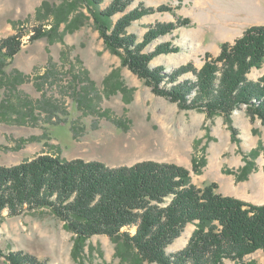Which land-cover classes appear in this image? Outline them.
Returning <instances> with one entry per match:
<instances>
[{
    "label": "rangeland",
    "instance_id": "rangeland-1",
    "mask_svg": "<svg viewBox=\"0 0 264 264\" xmlns=\"http://www.w3.org/2000/svg\"><path fill=\"white\" fill-rule=\"evenodd\" d=\"M112 1L103 0L98 8L105 10ZM199 2L133 0L123 12L112 16L116 23L138 7L153 8L126 29L139 39L155 25L175 28L144 48V52H151L161 44L171 43L173 51L159 53L149 63L167 77L189 67L174 82L166 77L161 87L185 80L195 82L207 60L221 53L214 55L196 47L199 36L195 33L209 27V21L204 19L209 15ZM84 3L0 0V40L18 34L23 41L21 50L5 68L7 75L2 76L0 101L11 96L5 83L15 68L26 74L28 80L14 91L12 101L17 102V95L34 103L44 100L40 106L44 110L37 108L34 112L38 120L30 119L25 124L0 121V165H15L45 153L65 159L99 160L112 167L154 160L187 168L192 182L200 187L214 183L213 179L207 184L200 181L214 169L236 177L238 182L259 169V156L264 150L256 159L251 156L259 145L264 146V122L252 116L246 104L232 110L230 117L224 113L209 116L198 108L183 109L177 101L157 94L123 64L120 55L107 47ZM161 7L170 10L162 11ZM184 19L192 23L176 28V23H183ZM193 20L197 24L201 20V28ZM40 27L47 34L32 40L31 35ZM225 42L235 41L222 42L221 51ZM261 67H253L247 79L258 81L264 75V66ZM195 95L196 89L188 94L189 101ZM17 116L13 113V117ZM47 117H53L52 121L48 122ZM72 123L76 126L75 134ZM248 160L255 163V168L247 178L240 179L238 175L243 174ZM196 228V222H189L166 248L167 253L184 250ZM135 230L130 229L132 233ZM76 238V233L49 208L27 209L13 216L5 210L0 215V264H10L5 257L8 252L30 255L45 264H139L126 244H119L106 234L89 237L75 255ZM223 264H264V250H255L240 260L228 258Z\"/></svg>",
    "mask_w": 264,
    "mask_h": 264
},
{
    "label": "trees",
    "instance_id": "trees-1",
    "mask_svg": "<svg viewBox=\"0 0 264 264\" xmlns=\"http://www.w3.org/2000/svg\"><path fill=\"white\" fill-rule=\"evenodd\" d=\"M83 1L107 47L157 94L177 101L183 109L198 108L209 116L224 113L230 117L232 110L246 104L248 112L264 122V75L256 82L247 79L253 67L260 68L264 63V25L248 28L234 43H223L220 55L207 60L195 82L185 80L166 88L160 85L166 74L149 63L157 54L173 51L171 43L151 52H144V48L175 28L155 25L139 39L126 29L153 8L138 7L113 23L112 16L123 12L133 0H113L105 10L98 8L103 0ZM191 23L184 19L176 23V28ZM45 31L36 28L32 40L45 36ZM22 44V35L18 34L0 40V84H4L5 68ZM188 68L167 78L174 82ZM7 80L11 96L0 101V121L25 124L30 119L38 120L34 112L44 108L40 107L44 100L34 103L17 95V102L12 101V94L28 76L15 68ZM194 89L196 95L189 101L188 94ZM13 113L18 116L13 117ZM52 118L47 117L48 122ZM71 128L75 134V123ZM263 150L264 146L259 145L251 157L256 159ZM194 168L199 170L196 163ZM254 168L255 163L248 160L238 178H247ZM217 187L215 182L197 186L190 170L173 163L145 160L112 167L99 160L65 159L45 153L15 165H0V215L5 210L13 216L27 209L49 208L76 233L75 255L89 237L106 234L126 244L139 264H223L228 258L240 260L255 250H264V204L223 195ZM189 222H196L197 228L185 249L167 253L166 248ZM133 227L134 233L130 231ZM5 257L10 264H45L19 252H8Z\"/></svg>",
    "mask_w": 264,
    "mask_h": 264
},
{
    "label": "crops",
    "instance_id": "crops-1",
    "mask_svg": "<svg viewBox=\"0 0 264 264\" xmlns=\"http://www.w3.org/2000/svg\"><path fill=\"white\" fill-rule=\"evenodd\" d=\"M199 4L204 9L203 12L209 15L208 18H204L209 21V27L202 23L207 29L201 28L202 21L197 24L193 20L201 28L195 33L199 36L196 39V47L210 51L214 55L221 52L222 42H234L236 38L242 36L246 27L264 25V0H200ZM260 155L259 169L253 171L250 177L243 181L238 182L236 177L221 173L219 169L208 172L200 181L207 184L213 179L218 185L216 189L218 193L254 204H264V152Z\"/></svg>",
    "mask_w": 264,
    "mask_h": 264
}]
</instances>
